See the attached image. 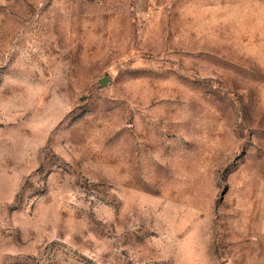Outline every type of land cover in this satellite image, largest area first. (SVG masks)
<instances>
[{
    "label": "rangeland",
    "instance_id": "1",
    "mask_svg": "<svg viewBox=\"0 0 264 264\" xmlns=\"http://www.w3.org/2000/svg\"><path fill=\"white\" fill-rule=\"evenodd\" d=\"M0 264H264V0H0Z\"/></svg>",
    "mask_w": 264,
    "mask_h": 264
},
{
    "label": "water",
    "instance_id": "2",
    "mask_svg": "<svg viewBox=\"0 0 264 264\" xmlns=\"http://www.w3.org/2000/svg\"><path fill=\"white\" fill-rule=\"evenodd\" d=\"M107 82H109V79H108L107 77H105V78H103V79H101V80L99 81V84H100L101 86H105V85L107 84Z\"/></svg>",
    "mask_w": 264,
    "mask_h": 264
}]
</instances>
